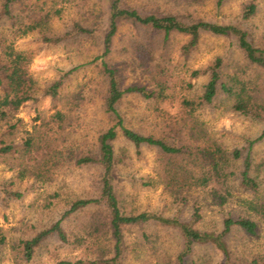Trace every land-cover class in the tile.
Returning a JSON list of instances; mask_svg holds the SVG:
<instances>
[{"label": "rangeland", "instance_id": "rangeland-1", "mask_svg": "<svg viewBox=\"0 0 264 264\" xmlns=\"http://www.w3.org/2000/svg\"><path fill=\"white\" fill-rule=\"evenodd\" d=\"M0 0V63L8 45L30 58L29 72L36 81L33 100L24 104L11 120L17 128L9 134L0 124V148L12 145L13 150L0 156V264H57L60 260L77 261L82 252L62 247L53 239L37 250L31 261L25 260L20 240H28L59 220L70 203L80 198L97 197L101 189L102 169L99 164L79 165L85 156L98 158L99 136L112 125L105 112L107 78L102 63L116 67L123 78V87L132 85L159 91L157 81L167 82V100L145 99L127 95L119 111L128 128L146 136L163 139L173 145H185L186 130L182 121L183 99H198L208 82V68L220 57L225 74L243 72L261 88L262 73L251 66L239 48L236 38L203 33L196 50L186 56L182 47L188 37L163 36L123 23L114 40L113 53L102 58L103 40L109 18L108 0H21L14 9V20L1 16ZM142 14H174L187 22H208L235 25L249 33L251 42L264 47V0H205L188 4L180 0H125ZM257 5V13L244 18V9ZM50 14V18L45 17ZM46 19L49 31L36 30L21 36L20 29ZM76 24L88 28L91 35H77L54 44L44 41L63 37ZM195 71L202 73L198 78ZM65 77V85L57 99L45 94L55 81ZM5 87H0V98ZM233 100L220 93L214 103L203 107L198 119L207 136L206 147L216 145L228 156L239 151L243 160L251 155L254 165L264 162V140L254 144L264 130V121L253 120L233 110ZM61 112L64 119L56 115ZM33 140V147L27 141ZM3 143V144H2ZM119 164L116 187L121 207L126 214L156 213L166 218L179 215L192 219L196 204L203 206V219L197 225L202 231L220 233L227 218L250 219L257 224L256 234L234 227L226 242L232 264H256L264 259V218L253 212L249 202H264V168L257 192L244 190L237 178L230 183V196L220 200L190 193L177 184L178 175L170 171L168 159L157 148L136 149L124 137L114 144ZM28 150L30 152H28ZM201 171V170H199ZM198 171V173H199ZM163 175V176H162ZM172 176V178H171ZM56 194L57 197H53ZM83 217H75L73 228ZM144 235L164 241L165 252L172 259L182 249L177 230L151 223L126 230L129 248L127 264H165L147 248ZM5 237L6 242L1 239ZM187 264H225L223 254L212 245H199Z\"/></svg>", "mask_w": 264, "mask_h": 264}, {"label": "trees", "instance_id": "trees-1", "mask_svg": "<svg viewBox=\"0 0 264 264\" xmlns=\"http://www.w3.org/2000/svg\"><path fill=\"white\" fill-rule=\"evenodd\" d=\"M188 4H200L205 0H180ZM223 0H220L222 2ZM21 0H3L1 16L8 21L14 20V9ZM109 18L107 32L103 40L102 58L113 53V45L123 23H129L136 28L148 31L152 36H163L167 42L172 34L188 37V42L182 47V53L190 55L200 44L203 33L218 37H233L237 39L239 48L244 53L248 63L262 73L264 87V47L255 46L249 33L235 25H224L204 20L187 22L174 14H142L138 9L128 6L125 0H108ZM257 13V5L250 3L244 9V18L249 19ZM48 14L45 18L49 19ZM41 19L31 25L20 29L21 36L28 35L36 30H50L48 21ZM88 28L76 24L73 30L63 37L50 38L44 35V41L58 44L66 38L77 35H91ZM30 58L24 52L15 50L8 45L4 60L0 63V87H5V93L0 98V124L4 123L7 132L11 134L17 124L11 120L20 108L34 99L36 81L29 72ZM103 73L107 78V95L105 97V112L109 115L112 125L98 138V158L85 156L78 159L79 165L99 164L102 169L101 189L97 197L80 198L70 203L61 218L49 227L41 230L35 237L20 240L19 247L25 260L31 261L37 250L49 241L56 239L62 247H71L82 252V257L73 262L60 260L57 264H127L129 248L126 242V230L133 227H142L151 223H158L162 227L177 230L182 238V249L175 259L165 252L164 241L158 236L153 239L144 235L146 248L165 264H187L197 246L212 245L224 256L225 264H232L230 252L226 242L227 236L234 227L245 230L250 235L256 234L257 224L250 219L227 218L220 233L202 231L197 225L203 219V206L196 204L192 219L183 221L179 215L166 218L156 213L142 212L139 214H126L120 204L116 187V172L119 157L116 155L114 144L119 137L140 149L143 146L157 148L165 157L172 176L176 177L177 184H183L190 193H199L206 198L220 200L225 204L230 194V183L237 178L240 186L247 191L257 192L263 174L264 162L254 165L251 155L243 160L240 172L237 171V162L242 158L239 151L232 156L220 147L211 145L206 147L207 136L198 119L203 107L214 103L220 93L233 100V110L253 120L264 121V100L260 86L248 79L245 73L236 72L228 75L224 72L223 59L218 57L208 68V82L204 86L203 94L198 99H183L180 103L183 111L182 123L186 130L187 141L185 145H173L154 136H146L126 126L125 120L119 111V105L127 95H138L145 99L167 100L165 92L168 83L157 81L159 91H150L144 86L132 85L123 87V78L118 69L108 62L102 63ZM201 71H195L193 76L198 78ZM65 85V77L52 83L45 94L52 99L60 96ZM62 121L61 112L56 115ZM264 140V130L261 136L251 143V147ZM3 144V143H2ZM27 147H33V140L27 141ZM12 145L0 148V156L7 155L13 150ZM28 152H30L28 150ZM201 170V171H199ZM199 171V173H198ZM163 176V175H162ZM171 176V178H172ZM53 197H57L56 194ZM248 206L257 215L264 218V202H249ZM83 217L73 227L70 222L75 217ZM6 242L5 237L1 239ZM256 264H264L257 262Z\"/></svg>", "mask_w": 264, "mask_h": 264}]
</instances>
